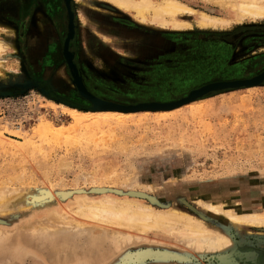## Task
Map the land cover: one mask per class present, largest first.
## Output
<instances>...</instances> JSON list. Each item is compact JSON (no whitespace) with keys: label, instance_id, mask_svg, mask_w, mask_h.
<instances>
[{"label":"rangeland","instance_id":"374dc122","mask_svg":"<svg viewBox=\"0 0 264 264\" xmlns=\"http://www.w3.org/2000/svg\"><path fill=\"white\" fill-rule=\"evenodd\" d=\"M179 1L228 24L172 29L138 22L106 0H72L75 32L68 46L77 73L62 54L68 34L63 0H0V39L11 47L4 64L15 71L0 80V188L18 198L0 208L1 230L11 234L56 207L99 233L107 225L77 217L72 199L101 188L155 210L176 205L228 233L232 244L200 252L175 233L118 227L135 242L108 250L100 264H264V224H232L200 207L205 200L264 212V80L213 91L167 114L147 111L108 122L86 117L90 103L70 80L80 73L91 94L135 104L175 100L205 83L264 70V18L239 19L206 0ZM64 107L77 113L70 116ZM43 129L49 133H38ZM40 189L48 198L25 207V195ZM73 239L78 248L86 241ZM37 244L20 261L0 245V264H80L53 261L47 245Z\"/></svg>","mask_w":264,"mask_h":264},{"label":"bare ground","instance_id":"6f19581e","mask_svg":"<svg viewBox=\"0 0 264 264\" xmlns=\"http://www.w3.org/2000/svg\"><path fill=\"white\" fill-rule=\"evenodd\" d=\"M106 1L110 2L112 5H115L121 10L130 12L138 22L152 21L156 25H159L161 27L179 29L184 27L188 28L190 25L195 24L196 26L202 28L213 29L228 24L226 23L227 20L224 21L223 19L208 15L204 12H196L194 9L183 4L182 1L180 2L179 0ZM206 1L218 5L225 11L227 10L226 13H228V11L229 13H231L230 11H232V13L235 14V16H237L239 19L245 16L253 18H264V0ZM67 2H70V0H67ZM69 12L70 14H72L71 9H69ZM180 16L181 18H183V16L192 18L196 23L183 22ZM68 24L70 23H67V27L74 36L75 25L74 23H72V26H69ZM0 31H2V29H0ZM8 31L10 32L9 29ZM66 40L67 37L65 41H63L62 54L65 60V64L68 65L69 69H73V66L71 65V62L73 63V54L71 55V57L69 56V42ZM10 50L11 47L7 44V42L3 39H0V80H4L11 76L10 74L15 73V71L13 72V70L7 68L4 64L6 60L4 53L5 51ZM74 69L77 72L76 66ZM71 75L72 76H70V80L72 84L77 90H81L80 85L82 84V86L84 87L81 77L75 73H72ZM236 80L244 79L236 78L230 80L212 81L205 83L193 90L195 91L200 87L215 82ZM86 91L92 97H95L97 101L95 104L96 108H90L89 112L86 113L88 115L86 117L93 118L96 121L98 120L104 122L115 121L118 119L121 120L124 118H132L133 116H135V114L147 113V111H150L134 110L129 108L137 104L151 102L168 103L174 101H144L135 104H125L101 99L94 94H91L88 90ZM197 99L182 105H190ZM101 103H109L114 107H108L104 109L99 108L98 106ZM182 105L171 109H158L154 112L159 114H167L171 111L176 110ZM64 111L67 112V114L70 116H73L77 113V110H72L66 107H64ZM79 122V120H75L76 124H78ZM38 133L45 135L49 132L43 129ZM94 189L96 194H91L92 191L91 193L85 192L83 194L81 192L80 194H77L73 197V213H75L77 217L91 220L94 226H99L100 223L107 225V227H104V225L103 227H99L101 229V232L94 233L90 230H87L84 227L83 220L78 222V220H76L65 211L60 212L56 207H49L41 216L39 215L38 218L33 219L31 223L24 224L23 226L17 228L11 234L5 230L0 229V245L2 246L1 248L7 252L6 253L4 251L5 254H8L9 257H14L18 259V261H20L21 255H23L24 252L30 249H37L39 244H37L38 241L47 245L53 261L55 260L56 262L70 263L71 261L77 260V262H79L80 264H100L108 258V250L122 249L125 246L133 244V242H135V240H132V237H134L135 235H131L129 234V232H125L126 229L129 231V229L135 227L140 228L142 232L153 230L163 233H175L177 237L183 242L187 243L188 246L199 251H220L226 249L232 244L228 233L218 228L215 229L209 227L210 225L208 226L206 225V223L204 224L200 219L192 217L191 215L182 211L180 208L176 207V205L163 210H155L149 204L141 202L137 199H132L128 195H113L108 192L104 193L105 191H102L101 188ZM40 190H38L37 193H28L27 195H25L26 197L23 196L25 198L23 200L25 203V207L28 205H42V202L44 201V199L48 198L49 194L47 192L45 193L44 190L43 192H41ZM11 191V189L5 191L3 187L0 188V208H5L9 203L15 202L18 199L17 197H14V194L7 196L8 194H12ZM200 207H203L217 215H222L224 218H226L227 221L232 224H264V212L242 211L239 210V208L235 207L225 208L220 206L218 202L205 200L203 202H200ZM74 222L75 225H72V223ZM72 226H74L75 229V232L73 234L69 231L71 230L70 228H72ZM118 227L126 229L124 232H122L120 230H117ZM110 228L112 230L109 231ZM7 234H10V236L7 237ZM75 237L79 239L85 237V244L87 246L84 244V246L80 245V248H78V246L75 244V239H73ZM138 237L139 239H141L140 236H137V238ZM107 240L112 241L113 244L111 245L113 246V248L110 244L106 245ZM87 241L89 243H87ZM104 245H106L105 248Z\"/></svg>","mask_w":264,"mask_h":264},{"label":"water","instance_id":"95a60500","mask_svg":"<svg viewBox=\"0 0 264 264\" xmlns=\"http://www.w3.org/2000/svg\"><path fill=\"white\" fill-rule=\"evenodd\" d=\"M63 3H64L65 10H66L67 23H70L68 25L72 26V23H74V21H75V14L73 13L74 11L72 8V0H70V2H67V0H63ZM69 9L72 10V14H70ZM67 29H68L69 34L67 36L66 41L70 42V40L74 36L68 27H67ZM71 65L73 66V68H75L74 62L73 63L71 62ZM263 80H264V70L261 73H259L258 75H254V76H252L250 78H246L244 80L215 82V83L205 85L203 87L196 89L195 91L191 90L186 96H183V97L181 96L179 99H175L174 101H171L168 103H153V102H151V103L137 104V105H134L133 107H129V108L134 109V110H150V111H155L158 109H171V108L180 106L182 104H185L187 102H190L192 100H195L199 97L200 98L204 97L205 95H207L213 91L226 90V89H237V88H241V87L254 86V85L260 84ZM80 86H81V90L79 88H78L79 90H77L79 95L81 97L85 98L90 103V108H92V107L94 108L96 106L95 104L97 102L95 97H92L90 94H88L87 91L85 90V87H83L82 84ZM98 107L104 109V108L114 107V106H112L109 103H101Z\"/></svg>","mask_w":264,"mask_h":264},{"label":"flooded vegetation","instance_id":"af4514ba","mask_svg":"<svg viewBox=\"0 0 264 264\" xmlns=\"http://www.w3.org/2000/svg\"><path fill=\"white\" fill-rule=\"evenodd\" d=\"M75 32V31H74ZM45 38L47 39V36H45ZM49 38V37H48ZM42 42V44H45V39L43 38V40L41 39H39V42ZM69 47V46H68ZM69 50L72 52V50L70 49V47H69ZM72 54H74L73 52H72ZM45 58H46V56H44V55H40L39 56V59H38V61H40V62H43V60H45ZM72 60H74V55H73V59ZM74 63H75V61H73ZM76 64V63H75ZM76 67H77V65H76ZM78 69V68H77ZM79 72V71H78ZM77 72V73H78ZM80 74V73H79ZM78 74V75H79ZM245 78H247V77H244V78H238V79H245ZM248 78H250V77H248ZM222 80H230V79H222ZM85 87V86H84ZM87 90V89H86ZM44 91L46 92L47 91V93H49V91L47 90V89H45L44 88ZM51 92V91H50ZM83 98V97H82ZM85 99V98H84ZM86 100V99H85ZM87 101V100H86Z\"/></svg>","mask_w":264,"mask_h":264}]
</instances>
